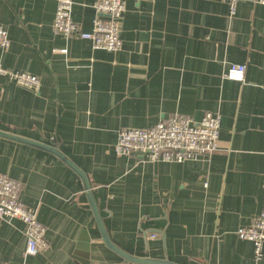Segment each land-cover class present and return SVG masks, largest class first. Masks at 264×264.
<instances>
[{
    "label": "crops",
    "instance_id": "0c3cea01",
    "mask_svg": "<svg viewBox=\"0 0 264 264\" xmlns=\"http://www.w3.org/2000/svg\"><path fill=\"white\" fill-rule=\"evenodd\" d=\"M92 30L96 0H71ZM124 0L122 46L93 49L53 31L56 0H0L9 45L0 67L34 75L36 92L0 76V132L56 148L87 177L110 240L130 255L175 264H251L235 231L260 212L264 183V4ZM65 50L66 52H61ZM245 65L243 81L225 79ZM221 116L210 158L150 163L115 153L119 131L171 115ZM0 172L45 228L23 257V224L0 219V264H131L105 247L79 177L52 153L0 137ZM85 231L89 249L79 243ZM261 264H264V247Z\"/></svg>",
    "mask_w": 264,
    "mask_h": 264
},
{
    "label": "built area",
    "instance_id": "2783aa9c",
    "mask_svg": "<svg viewBox=\"0 0 264 264\" xmlns=\"http://www.w3.org/2000/svg\"><path fill=\"white\" fill-rule=\"evenodd\" d=\"M228 5L231 16L235 15L240 0H217ZM260 3L264 4V0ZM96 17L92 30L81 31L71 18L72 1L56 0L53 31L65 39L78 36L91 42L93 49L116 52L122 46L121 18L125 12L124 0H96L93 4ZM9 39L0 26V49H6ZM61 52H66L61 50ZM246 67L232 64L223 77L243 81ZM0 76H6L18 87L36 92L39 80L36 76L3 69ZM221 116L206 112L196 121L190 116L174 114L156 124L142 129L119 131L114 151L120 156L139 155L150 163H183L210 158L219 148ZM0 219H16L23 224L25 250L23 257H34L46 248L45 228L37 219V213L26 206L21 199L20 185L0 172ZM238 239L253 245L251 264H261L264 247V183L260 212L251 218L249 224L235 231Z\"/></svg>",
    "mask_w": 264,
    "mask_h": 264
},
{
    "label": "water",
    "instance_id": "95a60500",
    "mask_svg": "<svg viewBox=\"0 0 264 264\" xmlns=\"http://www.w3.org/2000/svg\"><path fill=\"white\" fill-rule=\"evenodd\" d=\"M0 137L20 142L23 144H27L33 147H36L40 150L47 151L49 153H52L55 155L57 158H59L65 165H67L80 179L86 198L88 200L89 207L92 211L97 229L100 233L101 240L103 244L105 245L106 248H108L110 251L118 255L120 258L124 259L125 261L131 263V264H175L167 260H154V259H147V258H140V257H135L133 255L128 254L127 252L123 251L119 247H117L109 238V235L103 225V221L100 217L98 207L95 203V199L93 197L92 189L89 184V181L86 177V175L72 162H70L59 150L53 147H49L46 145H43L41 143H37L35 141H31L28 139L20 138L15 135H10L7 133L0 132ZM79 243L82 245L85 250L89 249V237L85 231L81 234L79 238Z\"/></svg>",
    "mask_w": 264,
    "mask_h": 264
}]
</instances>
